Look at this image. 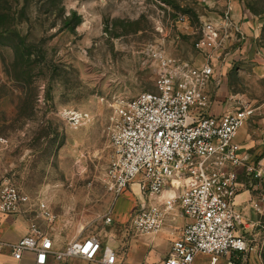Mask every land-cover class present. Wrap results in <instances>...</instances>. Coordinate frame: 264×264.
Here are the masks:
<instances>
[{"label": "rangeland", "instance_id": "1", "mask_svg": "<svg viewBox=\"0 0 264 264\" xmlns=\"http://www.w3.org/2000/svg\"><path fill=\"white\" fill-rule=\"evenodd\" d=\"M210 28L224 46L211 64L229 63L252 123L264 114V0H0V186L30 199L22 217L63 248L136 234L130 219L150 200L105 181L117 112L155 92L159 55L205 65L199 41ZM260 223L247 264H264Z\"/></svg>", "mask_w": 264, "mask_h": 264}, {"label": "built area", "instance_id": "2", "mask_svg": "<svg viewBox=\"0 0 264 264\" xmlns=\"http://www.w3.org/2000/svg\"><path fill=\"white\" fill-rule=\"evenodd\" d=\"M222 42L217 30H207L199 47L207 52L208 62L200 68L159 55L155 92L139 94L117 112L105 181L118 196L135 185L150 200L134 212L129 227L135 233H156L173 211L188 220L168 255L156 264H196L199 256L217 264L220 257L249 250V242L237 233L243 214L235 206L239 186L233 167L243 164L236 138L255 110L239 99L233 111L221 116L208 113L205 93L214 77L211 62L220 59L216 51L224 48ZM261 176L259 171L254 178ZM168 187L171 196L159 207L154 201ZM253 208L264 215V195ZM31 211L27 196L9 183L0 186V215L17 218ZM111 222L108 217L106 223ZM7 246L16 261L26 252L34 253L35 264H46L50 256L57 261L79 257L99 264H124L98 236L58 251L52 236L35 222L26 236Z\"/></svg>", "mask_w": 264, "mask_h": 264}, {"label": "crops", "instance_id": "3", "mask_svg": "<svg viewBox=\"0 0 264 264\" xmlns=\"http://www.w3.org/2000/svg\"><path fill=\"white\" fill-rule=\"evenodd\" d=\"M226 61V60H224ZM232 71L229 63L218 65L214 68V77L206 89L208 99V113L212 116H221L232 110V99H239L232 90ZM264 74V68H262ZM255 112V111H254ZM255 116V115H254ZM254 123V124H252ZM252 123H246L236 138L239 157L243 160L241 166L233 167L237 174L239 193L235 199L236 209L243 214V220L237 228V233L251 242V234L261 227L264 215H259L253 208L264 195V114L256 117ZM249 169L253 173H249ZM261 178H254L259 172ZM135 186V185H134ZM133 186V187H134ZM171 196L170 187L166 188L160 197L155 199V204L161 207L164 200ZM128 217V218H127ZM126 220L129 219L127 215ZM188 220L180 211L168 213L164 227L156 233H136L131 235L129 228L125 227L122 233L113 231L103 245H107L116 251L124 264H156L166 257L171 245L176 241ZM30 220L26 217H6L0 215V264H35V254L26 252L21 261H16L8 244L17 242L29 233ZM128 232V233H127ZM129 235V237H128ZM55 249H63L54 240ZM205 259V260H204ZM209 257L199 256L196 264H209ZM247 253H232L220 257L217 264H247ZM250 262V261H249ZM46 264H99L79 257L69 258L65 261H57L50 256ZM250 264H253L252 261Z\"/></svg>", "mask_w": 264, "mask_h": 264}]
</instances>
